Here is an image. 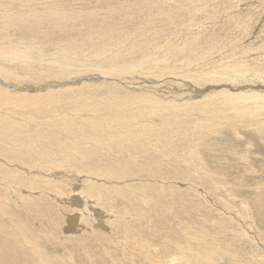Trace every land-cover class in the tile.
Wrapping results in <instances>:
<instances>
[{
  "label": "rangeland",
  "instance_id": "obj_1",
  "mask_svg": "<svg viewBox=\"0 0 264 264\" xmlns=\"http://www.w3.org/2000/svg\"><path fill=\"white\" fill-rule=\"evenodd\" d=\"M0 208V264H264V0H0Z\"/></svg>",
  "mask_w": 264,
  "mask_h": 264
},
{
  "label": "bare ground",
  "instance_id": "obj_2",
  "mask_svg": "<svg viewBox=\"0 0 264 264\" xmlns=\"http://www.w3.org/2000/svg\"><path fill=\"white\" fill-rule=\"evenodd\" d=\"M233 65V64H232ZM82 119V118H81ZM106 119H108V118H106ZM2 120V119H1ZM115 120V119H114ZM102 121V120H101ZM110 121V120H109ZM112 121V120H111ZM116 121V120H115ZM2 122V121H1ZM61 123H59V127H60V129L62 130V131H64V132H66V131H68V132H73L75 129H74V127H75V124L74 123H77V122H79V121H77V120H61L60 121ZM86 122V121H85ZM117 122V121H116ZM82 123V122H81ZM89 123H90V121H89ZM103 123V122H102ZM2 124V123H1ZM105 124V123H104ZM112 124V123H111ZM118 124V123H117ZM120 124V123H119ZM88 125V124H87ZM101 125V124H100ZM103 125V124H102ZM55 126H57V124H55ZM80 126H81V129L83 128V124L81 125L80 124ZM90 126V125H89ZM105 127H107V125H105ZM104 127V128H105ZM114 127V126H113ZM113 127H110L109 129H114ZM56 128V127H55ZM85 128V127H84ZM96 128V127H95ZM119 128H121L120 126H119ZM118 128V129H119ZM2 129H4V128H2ZM57 129V128H56ZM85 129H87V128H85ZM84 129V130H85ZM89 129V128H88ZM87 129V130H88ZM92 129V128H91ZM90 129V130H91ZM122 129V128H121ZM83 130V129H82ZM93 131H94V127H93V129H92ZM91 130V131H92ZM97 130V129H96ZM58 131V130H57ZM79 131V130H78ZM119 131V130H118ZM165 132V131H164ZM81 133V132H80ZM130 133V132H129ZM128 133V135H131V134H129ZM11 134V133H10ZM74 134V133H73ZM85 134H86V132H85ZM99 134H101L100 132H99ZM103 134H105L104 133V131H103ZM108 134V133H107ZM115 134V133H114ZM124 134L127 136V128H124ZM164 134V133H163ZM75 135H77V134H75ZM75 135H74V137H75ZM92 135V134H91ZM97 135V136H96ZM95 135V137H98V134H96ZM121 135V134H120ZM17 136V135H16ZM73 136V135H72ZM78 136L79 135H77V138H78ZM103 136V135H102ZM163 136V135H162ZM57 137V136H56ZM91 137V136H90ZM94 137V136H93ZM99 137H100V135H99ZM108 137V136H107ZM109 137H113V135L111 136V135H109ZM138 137H139V135H138ZM168 137V136H167ZM6 138H7V136H6ZM105 138V137H104ZM163 138H165L164 136H163ZM75 139V138H74ZM79 139H80V136H79ZM93 139V138H92ZM113 139H116L115 137L113 138ZM130 139H132V138H130ZM167 139V138H166ZM76 140V139H75ZM81 140V139H80ZM88 140H89V138H88ZM87 140V141H88ZM95 140V139H94ZM97 140V139H96ZM100 141H102L101 139H99ZM109 141H110V139H108ZM117 140V139H116ZM125 143L124 144H132V143H134V142H129L128 140H129V138L127 137V138H123L122 139ZM77 141H79L78 139H77ZM115 141V140H114ZM134 141H135V139H134ZM185 141V140H184ZM15 142V141H14ZM18 142V141H17ZM96 142V141H95ZM104 142V140L102 141V143ZM27 143V142H26ZM80 143L82 144V141H80ZM79 143V144H80ZM97 143V142H96ZM101 143V145H103ZM108 143V142H107ZM118 143H119V141H118ZM122 143V142H121ZM30 144V143H29ZM87 144V143H86ZM93 144H94V142H93ZM98 144V143H97ZM104 144H106V143H104ZM110 144H111V142H110ZM150 144V143H149ZM99 145V144H98ZM122 145V144H121ZM157 145V144H156ZM190 145V144H189ZM192 145V144H191ZM18 146V145H17ZM23 146V145H22ZM77 146V148H78V146L79 145H76ZM95 146V145H94ZM124 146V145H123ZM126 146V145H125ZM130 146V145H129ZM158 146V145H157ZM171 146V145H170ZM19 147H20V145H19ZM19 147H16V149H15V151L17 150V148H19ZM71 147V146H70ZM89 147H91V146H89ZM20 148H22V147H20ZM83 148V147H82ZM111 148V147H110ZM127 148V147H126ZM132 148V147H131ZM150 148V147H149ZM60 149V148H59ZM65 149V148H64ZM80 149V148H79ZM123 149H125V147L123 148ZM133 149H135V148H133ZM153 149V148H152ZM162 149V148H161ZM11 150V149H10ZM111 150V149H110ZM115 150V149H114ZM125 150H127V149H125ZM132 150V149H131ZM136 151V150H135ZM38 152V151H37ZM58 152H60V151H58ZM120 152V151H119ZM121 153V152H120ZM123 153V152H122ZM128 153V152H127ZM81 154V153H80ZM144 154V153H143ZM59 155V154H58ZM62 156H64L65 157V154L64 153H62L61 154ZM82 155H84V154H82ZM81 155V156H82ZM129 155V154H128ZM148 155V154H147ZM151 155H152V153H151ZM30 156V155H29ZM124 156H125V154H124ZM35 157H36V155H35ZM43 157V156H42ZM45 157V156H44ZM91 157V156H90ZM76 158V157H75ZM84 158V157H83ZM130 158H132V157H130ZM136 158V157H135ZM43 159V158H42ZM55 159V158H54ZM91 159V158H90ZM133 159V158H132ZM116 160V159H115ZM80 161V160H79ZM81 162V161H80ZM70 168V167H69ZM102 170V169H101ZM96 175V174H95ZM100 175V174H99ZM109 175H110V173H109ZM113 175H114V172H113ZM108 176V175H107ZM108 178H111L110 176H108ZM112 178H113V176H112ZM118 178V177H117ZM111 180V179H110ZM117 181V180H116ZM93 184V183H92ZM95 184V183H94ZM97 185V184H96ZM96 185H94L95 186V189L97 188V190H99L98 189V187H96ZM105 185V184H104ZM94 186L89 190V189H87L86 191H91L93 188H94ZM106 186H108V185H106ZM73 187V186H72ZM83 188H85V187H83ZM118 188H120V186L118 187ZM57 189V188H56ZM94 190V189H93ZM82 191H84V190H82ZM52 192V191H51ZM78 192V191H77ZM96 192V191H95ZM90 193V192H89ZM101 193V192H100ZM98 194V193H97ZM83 195V194H82ZM29 196V195H28ZM80 196V195H79ZM92 196V195H91ZM101 196H102V194H101ZM144 196V195H143ZM52 197H54V196H52ZM69 197V196H68ZM55 198H56V195H55ZM54 198V199H55ZM97 198V197H96ZM100 198V197H99ZM144 198V197H143ZM79 199V198H78ZM80 199H82V198H80ZM88 199V198H87ZM53 200V199H52ZM63 200H64V198H63ZM65 200H67L66 198H65ZM84 200V199H83ZM91 200V199H90ZM130 200H131V198H130ZM55 201H56V199H55ZM71 201V199L69 200V202ZM80 201V200H79ZM78 201V202H79ZM149 201V200H148ZM81 202V201H80ZM80 202L78 203V205L80 204ZM84 202V201H83ZM87 202H90L89 200L87 201ZM92 202V201H91ZM90 202V203H91ZM95 202V201H94ZM94 202H92L93 204H94ZM142 202V201H141ZM75 203H77V202H75ZM113 203V202H112ZM111 203V204H112ZM155 203V202H154ZM158 203V202H157ZM156 203V204H157ZM70 204V203H69ZM82 204H84V203H82ZM95 204H96V202H95ZM100 204H102V203H100ZM147 204L148 205H151L152 203H151V201L150 202H147ZM77 205V206H78ZM88 205H89V203H88ZM98 205V204H97ZM50 206V205H49ZM85 206V205H84ZM156 206V205H155ZM72 207V206H71ZM81 207V206H80ZM86 207V206H85ZM96 207V206H95ZM98 207V206H97ZM158 206H156V208H157ZM159 207H160V205H159ZM167 207H169V206H167ZM82 208L84 209V207L82 206ZM1 209V208H0ZM72 209V208H71ZM74 209H76V208H74ZM73 209V210H74ZM77 209H78V207H77ZM76 209V210H77ZM171 209H173V210H175L174 208H172L171 207ZM78 210H80V209H78ZM88 210V209H87ZM100 210V209H99ZM154 210H155V208H154ZM169 210H170V208H169ZM72 211V210H71ZM177 211V210H176ZM98 212V211H97ZM97 212H95V213H97ZM158 212V211H157ZM168 212V211H167ZM170 212H171V210H170ZM170 212L169 213H166V214H168V215H170ZM101 213V212H100ZM127 213H129V212H127ZM126 213V214H127ZM158 213H160V212H158ZM164 213V212H163ZM85 214V211H84V213H83V215ZM98 214V213H97ZM123 214V213H122ZM121 214V215H122ZM160 214H162V213H160ZM174 215H175V213H173ZM91 215H92V213H91ZM106 215V214H105ZM3 216H4V214H3ZM147 216V215H146ZM145 216V217H146ZM157 216V215H156ZM167 216V215H166ZM171 216V215H170ZM69 217H71V216H69ZM76 217H77V215H76ZM138 217V216H137ZM153 217V216H152ZM159 217V216H158ZM165 217V216H164ZM168 217V216H167ZM174 217V216H173ZM72 218V217H71ZM70 218V219H71ZM78 218V217H77ZM95 218H96V216H95ZM98 218V217H97ZM159 218H161V217H159ZM169 218V217H168ZM80 219V218H79ZM113 219V218H112ZM139 219V218H138ZM172 219V218H171ZM174 219V218H173ZM2 220V219H1ZM160 220H162V219H160ZM76 221V220H75ZM74 221V222H75ZM113 221V220H112ZM152 221V220H151ZM157 221V220H156ZM155 221V222H156ZM163 221V220H162ZM73 222V221H72ZM81 222H83V220L81 219ZM85 222H86V220H85ZM84 222V223H85ZM96 222V221H95ZM174 222V221H173ZM172 222V223H173ZM162 223V222H161ZM171 223V224H172ZM176 223H177V221H176ZM69 222H68V226H69ZM78 224V223H77ZM160 223H158V225H159ZM170 224V225H171ZM178 224V223H177ZM72 225H73V223H72ZM75 225V224H74ZM74 225H73V227H74ZM82 226H83V224H81ZM81 226V227H82ZM99 226V225H98ZM166 226V225H165ZM3 227V226H2ZM80 227V228H81ZM168 228H169V226H167ZM173 227V226H172ZM174 227H175V224H174ZM173 227V228H174ZM19 228V227H18ZM17 228V229H18ZM84 228H86L85 226L83 227V230H84ZM103 228V227H102ZM101 228V229H102ZM9 229V228H8ZM11 229V228H10ZM71 229H74V228H71ZM89 229H91V228H89ZM88 229V230H89ZM126 229H127V227H126ZM167 229V228H166ZM76 229H74V231H75ZM78 230V229H77ZM86 230V229H85ZM88 230H86V231H88ZM92 231H93V227H92V229H91ZM165 230V229H164ZM177 230V229H176ZM66 231H68V230H66ZM74 231H73V233H74ZM95 231V230H94ZM94 231H93V233H94ZM69 232H71V231H69ZM91 232V231H90ZM177 232V231H176ZM24 233V232H23ZM92 233V232H91ZM92 233V234H93ZM179 233V232H178ZM50 234H52V233H50ZM81 234V233H80ZM6 235V234H5ZM16 236V235H15ZM76 236V235H75ZM164 240V239H163ZM15 241V240H14ZM165 241V240H164ZM19 242V241H18ZM136 243V242H135ZM165 243H166V245H167V248H165V251H164V256H163V260H167V262L165 263L164 261H162L161 260V258H162V256H161V254H154V255H152L151 254V252L153 251V249L150 251V254L152 255V256H146V259H148V261H150L151 262V260H153V262H151L152 264H168V263H172V264H192L190 261H181V256L177 253V251H180L181 249H179L177 246L175 247V245H174V247H172V248H168V246L170 245V244H174V243H171V242H168V241H165ZM137 244V243H136ZM165 245V246H166ZM22 246V245H21ZM148 246V245H147ZM35 247V246H34ZM37 247V246H36ZM140 247V246H139ZM14 248V247H13ZM144 248V247H143ZM142 248V249H143ZM151 248V247H150ZM157 248V247H156ZM25 249V248H24ZM28 249V248H27ZM32 249V248H31ZM34 251H36V248H34L33 249ZM38 250V249H37ZM146 250V249H145ZM147 250H148V248H147ZM158 250V249H157ZM177 250V251H176ZM34 251H33V253H34ZM154 251H155V249H154ZM20 252V251H19ZM37 252V251H36ZM148 254H149V252H147ZM187 253V252H186ZM218 253V252H217ZM16 254V253H15ZM40 254V253H39ZM142 254V253H141ZM35 255H37V253L35 254ZM41 255H43V254H41ZM34 256V255H33ZM38 256V255H37ZM29 257V256H28ZM44 257H46V256H44ZM155 257H157V258H159L160 260L159 261H156L155 260ZM31 258V257H30ZM39 258L41 259V257L39 256ZM40 259H39V261H40ZM44 259V258H43ZM46 259V258H45ZM133 260V259H132ZM85 261V260H84ZM45 263L44 262V260H42L41 259V261H40V263ZM46 262H48V261H46ZM130 262V261H129ZM41 263V264H42ZM49 264V263H48Z\"/></svg>",
  "mask_w": 264,
  "mask_h": 264
}]
</instances>
